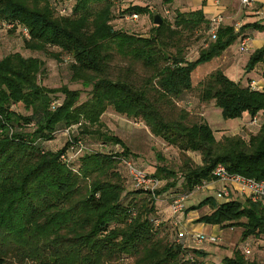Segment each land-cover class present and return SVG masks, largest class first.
I'll list each match as a JSON object with an SVG mask.
<instances>
[{
  "label": "trees",
  "instance_id": "obj_1",
  "mask_svg": "<svg viewBox=\"0 0 264 264\" xmlns=\"http://www.w3.org/2000/svg\"><path fill=\"white\" fill-rule=\"evenodd\" d=\"M57 1L0 0V21L24 28L27 49L48 52L57 60L68 55L72 80L91 87L90 98L80 102L79 89L39 82L43 59L20 52L0 59V264H206L204 249L169 237L157 196L173 188L191 192L213 180L220 163L231 173L263 179L264 89H252L249 82H237L221 69L200 82V100L214 101L225 118L260 114V126L248 138L225 133L218 139L203 116L179 103L194 89L193 73L199 65L220 57L248 36L247 29L263 30L264 25L257 20L237 30L221 24L217 38H210L191 61L186 58L188 47L210 29L202 9L171 11V17L162 16L160 25L153 23L147 35H139L132 28L114 26L115 0H71L65 14L57 9ZM122 13L125 19L132 13H150L154 20L155 12L131 5ZM260 64L264 44L251 53L246 73ZM110 107L144 122L155 137L182 152L200 154L201 163L188 155L180 179L166 165L147 172L162 181L157 196L128 190L126 178L132 179L125 160L131 159L130 148L100 129ZM75 125L106 144H121L122 151H86L66 161L71 142L58 150L45 148L59 131ZM78 139L83 138L74 137ZM206 206L211 210L199 223L240 227L243 241L264 235L262 203L207 197L189 210ZM249 255L237 247L222 264H264Z\"/></svg>",
  "mask_w": 264,
  "mask_h": 264
},
{
  "label": "rangeland",
  "instance_id": "obj_2",
  "mask_svg": "<svg viewBox=\"0 0 264 264\" xmlns=\"http://www.w3.org/2000/svg\"><path fill=\"white\" fill-rule=\"evenodd\" d=\"M139 1H151L152 11L157 10L161 12L162 16H165L163 5L159 2V0H115V7H114V26L116 28H132L133 32L139 35H147L149 30L153 25V20L149 13V16H145L140 14V19L137 21L127 20L125 18H121L120 16L122 13V7L119 4L126 3L131 5L133 3ZM72 3L71 0H60L59 2H55L56 7L59 11H61L62 6L63 8L69 7ZM66 6V7H65ZM260 7V6H257ZM69 11V10H68ZM146 19H145V17ZM167 16V15H166ZM168 17V16H167ZM171 17V15L169 16ZM255 21L258 20L257 15L252 14ZM223 22L225 23L224 19ZM222 22V23H223ZM254 22V21H253ZM0 21V59L10 53L20 52L25 57H38L45 61V66L43 71L39 74V82L47 87H60L62 85H67L71 89H79L81 91V98L80 102H84L91 96V87H85L80 81H73L72 80V73L70 70V63L71 61L68 58V55L61 56L60 60L55 59L52 57L48 52H40V51H32L25 47L24 38L27 37L26 31L24 28L18 27L14 29L12 26L4 25ZM223 23V24H224ZM234 24L236 22H233ZM261 23L264 25V19L261 20ZM129 30V29H128ZM258 36L256 39L258 42L261 39H264V29L257 30ZM211 36L209 35V31L206 33L205 37L200 41H195L188 47L186 51V58L188 60H195L199 56L200 50L206 46L209 42ZM240 38L231 46L232 51H237L240 44ZM257 45V41L254 40L252 42L251 48L245 52L238 51L235 55L238 57L241 55L240 53L247 54L250 50L254 49ZM263 46V45H262ZM261 46V47H262ZM260 48V47H259ZM51 51H55V49L51 48ZM228 58V57H227ZM222 61H217L214 59L210 62L203 63L197 67L194 71V89L186 96H184L183 101L179 103V106L185 107L191 110L193 113H198L201 116L205 113V119L214 130L215 136L220 139L223 134H241L248 138L251 133H255L259 126H248V122L245 123L243 126L239 127L243 121L248 120L249 114L245 113L244 116L240 118L229 119L225 118L222 114V111L219 107L215 105V102H202L199 98V86L200 82L203 81L211 72H214L217 69H221L222 71H232L234 75L239 76L241 66L235 70V68L227 69L226 64L229 58L226 60L223 58ZM263 64H260L262 67ZM245 69V68H244ZM243 69V70H244ZM228 73V72H227ZM232 76V75H231ZM241 82L242 79H238ZM17 110H22L18 106L15 107ZM102 126L100 129L102 131L107 132L108 134H112L114 136H118L122 139L126 145L130 148V157L132 161L143 170L153 174L156 170L158 165H166L169 168L176 170L178 173V177L180 179V168L183 165L184 159L189 155L191 156L197 164L201 163V156L195 152H182L178 148L169 145L161 138L155 137L149 130V128L144 124L142 121H136L134 119H130L125 115L118 114L114 111L113 108H108L107 111L103 114L102 119ZM77 126V125H75ZM72 132V139L75 136L82 137L83 143L86 145V149L84 152H94V151H104V152H117L122 151L121 144L119 143H104L103 140L95 136L94 134H82L80 131L81 129L77 126L74 127ZM93 129V128H92ZM231 131V132H230ZM70 142L69 136L64 134V131H59L55 137V139L51 142H46L44 144L45 148L48 150H58L62 148L67 142ZM102 144H106L107 147H102ZM83 153V152H82ZM81 153V154H82ZM71 156V160L77 158V156L73 155L72 152L69 153ZM160 154V155H159ZM79 156V155H78ZM127 181V189L132 190L134 189L130 179L126 178ZM166 183V180H164ZM177 189L168 190L163 194V196L158 199L157 206L159 217L161 220H166L167 224L169 225V232L167 233L170 238L173 240H178L182 242L185 246L190 248H202L206 249L207 251L212 252L213 256L211 260H220L222 263V259L226 256H232L234 250L238 247L241 249L243 245H245V241L242 240V228L234 226V227H220L214 226L210 224L201 223V231L204 234H215L220 236V241L216 243H209V242H196L193 238V233L182 235L181 232H185L181 229L180 225V217L186 221L188 213H190L189 208L193 205L198 204L197 200H201L206 197L208 194H214L215 192H196L194 193L190 199L186 201V207L181 212V214L173 215L169 209V201L167 200L168 196L171 193H178ZM219 190L213 196L216 201H225L226 198L223 200H219L218 197ZM165 195V196H164ZM195 199V202L194 200ZM160 200V201H159ZM188 210V211H187ZM210 208L208 206L203 207L201 209L196 210L194 213H199V215H193L194 217H200L205 213L210 212ZM198 218H195L191 221L193 224L199 223L197 221ZM183 221V220H182ZM187 231V230H186ZM198 231V232H199ZM189 233V231H188ZM247 244L251 250V254L248 256L249 259L257 260L259 262H264V235L260 237H249L247 239ZM31 260V259H26ZM210 260V259H209ZM125 262L130 263V260H125ZM220 263V264H221ZM33 264V263H30ZM114 264V263H113ZM210 264H215L214 261L210 262Z\"/></svg>",
  "mask_w": 264,
  "mask_h": 264
},
{
  "label": "built area",
  "instance_id": "obj_3",
  "mask_svg": "<svg viewBox=\"0 0 264 264\" xmlns=\"http://www.w3.org/2000/svg\"><path fill=\"white\" fill-rule=\"evenodd\" d=\"M217 3H220V0L216 1ZM239 2L246 7H250L253 10V13L257 15L258 20L264 19V4L260 5V7H257L255 4V0H239ZM61 13L65 14L67 12L66 8H62L60 11ZM166 15H170L169 10H165ZM127 20L131 21H137L139 19L138 13H132L128 16H126ZM223 22V16L216 15L210 18V29H209V35L211 36L212 40H215L217 38V30L218 27ZM250 40L251 38L249 36L243 37L240 40L239 44V50L242 52H245L249 50L250 48ZM207 46V44H206ZM249 87L252 89H264V85L260 82H257L256 80H252L249 82ZM261 122V116L259 113L254 115L252 118L248 121V126H260ZM77 127L73 126L71 128H68L64 131V134L69 136L71 146L68 150V153L63 156V159L68 161V159L71 158L70 152H72L73 155L78 156L82 152L85 151L86 145L83 143V140H77L74 141L71 136L72 128ZM102 147H107L106 144H102ZM126 166L128 168L130 177L132 179V185L135 189H143L149 193H151L153 196H157L156 192L161 187L162 181L147 173V171L143 170L142 168L138 167L131 159L125 160ZM214 179L222 182L223 186L219 190L218 197L219 200H223L226 198L225 201H228L230 199V192L231 188L234 189L236 192H238L242 196H246V199L251 200L254 203H262L264 205V178L257 180L251 177L244 176L242 174L238 173H231L227 170L226 166L224 164H218L216 168L213 171ZM208 182V181H206ZM206 182H203L201 184H198L195 186V188L191 192H178L173 193L170 196V211L173 215H178L186 207V201L190 199V197L202 190ZM165 196V195H164ZM161 196L158 195L157 199H160ZM223 202V201H220ZM194 241L202 243V242H209V243H216L220 241V236L215 234H204L202 232H195L193 234ZM243 251L246 255L251 254V250L249 246H243Z\"/></svg>",
  "mask_w": 264,
  "mask_h": 264
},
{
  "label": "crops",
  "instance_id": "obj_4",
  "mask_svg": "<svg viewBox=\"0 0 264 264\" xmlns=\"http://www.w3.org/2000/svg\"><path fill=\"white\" fill-rule=\"evenodd\" d=\"M125 1H127V0H125ZM132 1H134V0H132ZM216 1L217 0H174L171 4H163L162 0H159V2L162 3V5H163L164 14H165V10H169L171 13V11L175 12L176 10L189 11V10H194V9H202L204 11L206 17L209 20L211 17L220 14L221 16H223V19L225 21V23L223 22L224 24L233 25V26H235V28L237 30H239L243 24L255 21L254 17H252V14H254L252 8L243 6L239 2V0H220V3H217ZM255 2H256L255 4L257 6L264 4V0H255ZM131 5L149 6L151 11H152L151 1H146V2L139 1V2L133 3ZM131 5H128L126 3L119 4V6L122 7V9H126L127 7H129ZM152 12H157V10H153ZM142 15H144V14H141V16ZM170 15H168V16H170ZM145 16H149V15L145 14ZM139 19H140V15H139ZM145 19H146V17H145ZM233 22H236V23L234 24ZM246 34H248V36L251 38L250 48H251L252 42H254V40L257 41V45L254 49L250 50L247 54L240 53L241 55H239L237 57L235 54L239 51V48L237 51H232L231 50L232 46H230L229 48H227L223 52V54L220 57H218L216 59H217V61L218 60L222 61L221 59L223 58V61H224V59L227 60L229 58V60L227 61V64H226L227 69L235 68V70H236L240 66L242 67L240 69L241 71L239 72V76L234 75V73H231L232 71H224L233 80L239 82L238 79H242L241 82L246 83V84H248V82H251L252 80H256L257 82H260L264 85V76H262V75L260 76L258 74L259 70H261V71L263 70V69L259 68L260 67L259 65L255 68V70H253L252 72H249V73H246V71L244 69L247 62H248V59H249L251 53L264 44V39H261L258 42V40L256 39L259 36L258 35L259 33L257 30L247 29ZM202 115L205 117V113ZM249 119L250 118H248V120L243 121L241 124H239V127H241L245 123H247L249 121ZM222 186H223L222 182H220L216 179H213L211 181L206 182L205 187L198 192H201V191L202 192H211V191H213V192L217 193V191L220 190L222 188ZM214 194H212V195L208 194V195H206L205 198L214 197L213 196ZM205 198H203V199H205ZM231 198L238 199L242 202H244L246 200V196L240 195L238 192H236L232 188H231V192H230V199ZM203 199L197 200L198 203L201 202ZM192 200L195 201V199H192ZM197 201H195V202H197ZM217 202H220V201H217ZM195 205H197V204H195ZM169 209H170V205H169ZM196 210H198V209L192 210V211H190V213H188V215H187L188 217H187L186 221L184 219H181V217L179 218L181 229H183L185 231V232H181L182 235H184V233H185V235L186 234L188 235L190 233L194 234L195 232H198L201 229V226H200L201 223L193 224L191 222L195 218H198L197 216L196 217L193 216V215H199V213L198 214L194 213V212H196ZM214 226H220V225H214ZM188 231H189V233H188ZM199 232H201V231H199ZM246 245L248 246L247 240L245 241V245H243V246H246ZM205 251L208 253V256L205 260L206 264H210V262H213V261L215 264L221 263L220 260H211V257L213 256L212 252L207 251L206 249H205Z\"/></svg>",
  "mask_w": 264,
  "mask_h": 264
},
{
  "label": "water",
  "instance_id": "obj_5",
  "mask_svg": "<svg viewBox=\"0 0 264 264\" xmlns=\"http://www.w3.org/2000/svg\"><path fill=\"white\" fill-rule=\"evenodd\" d=\"M155 25H160L163 22V17L161 13L155 12L154 13V20H153Z\"/></svg>",
  "mask_w": 264,
  "mask_h": 264
}]
</instances>
